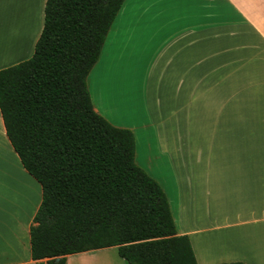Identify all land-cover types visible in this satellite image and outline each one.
Returning a JSON list of instances; mask_svg holds the SVG:
<instances>
[{
    "label": "crops",
    "instance_id": "1",
    "mask_svg": "<svg viewBox=\"0 0 264 264\" xmlns=\"http://www.w3.org/2000/svg\"><path fill=\"white\" fill-rule=\"evenodd\" d=\"M15 2L5 33L0 0V71L28 60L36 43L34 18ZM102 64L93 94L89 80ZM87 87L94 111L133 133L135 164L163 189L177 235L189 238L197 264H264V0H125ZM132 88L141 89V107L129 104ZM195 131H218L220 151L246 149L252 158H194ZM244 131H251L250 145L243 144ZM5 145L15 168L4 165ZM5 168L9 178L25 181L35 201L41 187L13 152L0 113V190ZM214 176L219 214L205 202ZM36 205L25 226L16 221L12 228L2 216L0 264H35L26 240ZM216 236L214 259L200 240ZM110 249L67 256L66 264Z\"/></svg>",
    "mask_w": 264,
    "mask_h": 264
},
{
    "label": "trees",
    "instance_id": "2",
    "mask_svg": "<svg viewBox=\"0 0 264 264\" xmlns=\"http://www.w3.org/2000/svg\"><path fill=\"white\" fill-rule=\"evenodd\" d=\"M124 2L46 0L32 57L0 71L6 138L41 187L35 264L108 248L127 264H197L163 189L135 164L133 133L91 102L87 78Z\"/></svg>",
    "mask_w": 264,
    "mask_h": 264
},
{
    "label": "rangeland",
    "instance_id": "3",
    "mask_svg": "<svg viewBox=\"0 0 264 264\" xmlns=\"http://www.w3.org/2000/svg\"><path fill=\"white\" fill-rule=\"evenodd\" d=\"M18 3H22L23 5L26 4L28 7V12L32 15V18H34V36L36 38V42L40 36L42 27H43V20H44V6L45 2L42 4L43 0H17ZM12 0H4V6H3V25H4V32L8 33L9 23L14 19L16 14L12 12L13 4H11ZM15 2V0H14ZM17 3V2H15ZM14 14V17H13ZM33 55V54H32ZM31 55V57H32ZM30 57V58H31ZM29 58V59H30ZM103 72V64L96 69V71L92 74L89 83L92 89L93 94H97V91L100 83H99V77L97 76L98 73ZM132 93L131 99L129 100V104L133 105L135 107H141L142 105V92L140 88H132L129 89ZM141 95V96H140ZM97 102V100H96ZM100 103V102H98ZM209 132L211 135L209 136ZM218 131H215V136L213 135V131H195V146H190V148L195 149L196 148V154L194 155V158H201V159H211L213 161L219 160V159H230V158H241V159H251L252 153L250 150L246 149H240V151L237 152H231V151H220V145L218 141ZM253 142L251 131H244L243 135V144L250 145ZM240 141L237 142V146L240 145ZM236 146V141L235 144ZM242 150V151H241ZM194 151H190V155H193ZM4 157H5V164H10L12 168H15V160L10 154L9 150L7 149L6 145L4 146ZM192 158V157H191ZM163 171V168H161ZM10 172L9 168H5V174L3 178V185L2 189L0 190V193H2V200L0 199V205L1 202L4 207V212L1 215L0 214V235L3 239H7L6 235V228L2 226V216L4 217L5 224L8 223V225H12L11 227H15L16 221H18L19 224L22 226H25L27 223V220L31 218L32 214L34 213V204H40L39 200L41 199V194L37 195L35 193V203L34 198L33 202L31 201V194L28 191V187L24 180L20 179L17 181V179L14 177V179H11L8 177V172ZM215 177V176H214ZM212 178V181L210 183L211 187V196L209 198V201H205L206 203L210 204L211 212L219 214L220 211V179L219 177ZM35 206V207H36ZM173 206V216L176 220V215L174 214V204ZM217 221H219V217H214ZM4 224V225H5ZM176 227H178V223L176 221ZM4 231V235L2 233ZM11 233V231L9 232ZM23 235V234H22ZM21 238V236H20ZM28 240L27 245H29V234L27 236ZM21 242L23 240L21 239ZM200 242L205 245V249L203 251L205 252H211L213 253L214 259L220 258L219 255V236L211 237L207 239H202ZM29 252V251H28ZM77 258H72L73 264H127L126 262H123L121 258H119L117 249H110L106 251H98L94 252L89 255L85 256H76ZM222 264V263H221Z\"/></svg>",
    "mask_w": 264,
    "mask_h": 264
}]
</instances>
